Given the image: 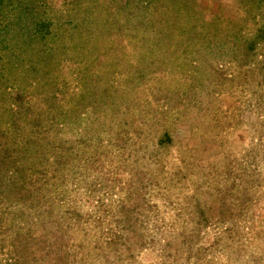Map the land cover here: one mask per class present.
I'll use <instances>...</instances> for the list:
<instances>
[{"label":"rangeland","instance_id":"obj_1","mask_svg":"<svg viewBox=\"0 0 264 264\" xmlns=\"http://www.w3.org/2000/svg\"><path fill=\"white\" fill-rule=\"evenodd\" d=\"M0 264H264V0H0Z\"/></svg>","mask_w":264,"mask_h":264}]
</instances>
